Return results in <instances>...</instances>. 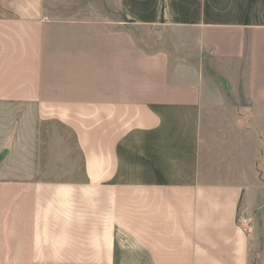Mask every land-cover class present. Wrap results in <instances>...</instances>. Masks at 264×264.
<instances>
[{"label": "crops", "instance_id": "crops-1", "mask_svg": "<svg viewBox=\"0 0 264 264\" xmlns=\"http://www.w3.org/2000/svg\"><path fill=\"white\" fill-rule=\"evenodd\" d=\"M85 1L0 0V264H264V0Z\"/></svg>", "mask_w": 264, "mask_h": 264}, {"label": "rangeland", "instance_id": "rangeland-1", "mask_svg": "<svg viewBox=\"0 0 264 264\" xmlns=\"http://www.w3.org/2000/svg\"><path fill=\"white\" fill-rule=\"evenodd\" d=\"M79 5L80 6L91 5L93 7H96L99 11H101L104 14H114V15H110L111 18L114 21L119 19V16H117L116 14H120V13L115 9V7L113 6V4L111 3L110 0H87L85 2H81ZM137 36H141V35L137 34ZM146 40H147L146 42L149 45H153L154 41H153V39L151 37H147ZM13 118H14V116H8V115L1 116L0 115V123L2 121L7 120V119L11 123ZM7 129H8V127H6V129L4 131H7ZM9 129H10V127H9ZM2 130L3 129H1V127H0V204L2 202H7L8 203V201H9L8 187H9V183H10L9 179H3L1 177L2 176H7L6 174H7L8 171L17 169V166L19 165V164L13 162L14 156H10V155L6 154L5 152L3 153V151H2V147H1L2 146V144H1V135L3 133ZM45 150H46V148L44 149V152H45ZM56 153H58V152H56ZM40 165L42 166V164H40ZM256 200H257L256 205L254 204L252 206V208L248 211L247 214L243 215V210L241 208L239 209L238 223L247 232H248L247 228L249 227V224H253V222H254L256 227H257V224L261 220V216L263 217V211L262 210H264V194L261 195V196H257ZM258 206H259V208L261 207V209H259L261 211H259L256 214V216H254V212H253L254 208H256ZM2 208H4V207L2 206ZM7 208L8 207H6V209ZM3 213L4 212L0 210V216ZM244 219H245V221H243ZM1 222H3V221L0 218V224H1ZM9 222L10 221L7 219L4 222V224L5 223H9ZM9 231H10V228L8 226L7 227H5V226L1 227L0 226V250H3V246H4L5 243H6V246L8 247Z\"/></svg>", "mask_w": 264, "mask_h": 264}, {"label": "water", "instance_id": "water-1", "mask_svg": "<svg viewBox=\"0 0 264 264\" xmlns=\"http://www.w3.org/2000/svg\"><path fill=\"white\" fill-rule=\"evenodd\" d=\"M254 264H256V262H254Z\"/></svg>", "mask_w": 264, "mask_h": 264}]
</instances>
